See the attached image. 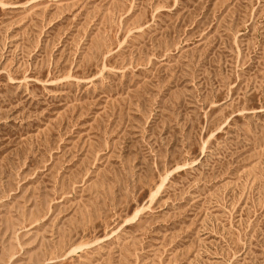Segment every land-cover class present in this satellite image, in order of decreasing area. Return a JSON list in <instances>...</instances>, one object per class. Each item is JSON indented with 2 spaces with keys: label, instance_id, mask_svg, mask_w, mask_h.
I'll return each instance as SVG.
<instances>
[{
  "label": "rangeland",
  "instance_id": "1",
  "mask_svg": "<svg viewBox=\"0 0 264 264\" xmlns=\"http://www.w3.org/2000/svg\"><path fill=\"white\" fill-rule=\"evenodd\" d=\"M0 264H264V0H0Z\"/></svg>",
  "mask_w": 264,
  "mask_h": 264
}]
</instances>
